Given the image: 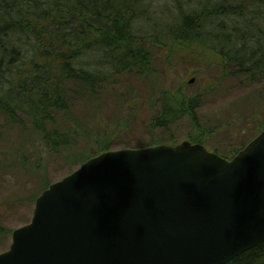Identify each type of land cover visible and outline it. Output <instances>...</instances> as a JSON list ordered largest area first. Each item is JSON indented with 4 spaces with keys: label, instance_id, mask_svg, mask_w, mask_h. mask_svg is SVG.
I'll return each mask as SVG.
<instances>
[{
    "label": "trees",
    "instance_id": "obj_1",
    "mask_svg": "<svg viewBox=\"0 0 264 264\" xmlns=\"http://www.w3.org/2000/svg\"><path fill=\"white\" fill-rule=\"evenodd\" d=\"M156 57L172 74L192 64L185 75L200 81L197 89L188 91L186 78L166 89ZM210 70L213 77L201 81ZM125 76L150 89L142 107L149 134L189 117L185 139L205 146L213 130L197 115L217 85L232 76L262 85L264 97V0H0V119L26 133L28 146L14 151L19 162L71 151L77 137L88 136L72 117V93L97 99L103 85ZM124 122L98 123L69 157L81 163L110 150ZM263 129L259 123L256 132ZM173 141L170 135L148 145ZM241 148L214 151L230 159ZM224 264H264V242Z\"/></svg>",
    "mask_w": 264,
    "mask_h": 264
},
{
    "label": "water",
    "instance_id": "obj_2",
    "mask_svg": "<svg viewBox=\"0 0 264 264\" xmlns=\"http://www.w3.org/2000/svg\"><path fill=\"white\" fill-rule=\"evenodd\" d=\"M34 200L0 264H224L264 242V130L229 160L187 140L105 151Z\"/></svg>",
    "mask_w": 264,
    "mask_h": 264
},
{
    "label": "rangeland",
    "instance_id": "obj_3",
    "mask_svg": "<svg viewBox=\"0 0 264 264\" xmlns=\"http://www.w3.org/2000/svg\"><path fill=\"white\" fill-rule=\"evenodd\" d=\"M140 27L146 28L144 24ZM154 64L166 89H173L183 78L187 82L194 78L191 84L187 83L190 92L200 84L193 75H185L189 68H194L192 64L182 65L175 74L165 70L160 57H156ZM213 75L214 72L210 70L203 73L200 80ZM119 80L113 86L103 85L97 99L72 93L69 101L72 117L88 129V136L84 137L83 133L77 137L75 144L70 147L71 151L67 150L66 153L44 155L42 159L30 154L28 162H19L14 151L20 152V148L28 144L26 133L8 124L2 127L1 124L5 122L0 119V253L8 248L11 232L29 222L34 198L50 183L79 167L80 160L69 156L88 143L92 136L89 134L94 132L98 123L104 121L112 126L125 120L121 128L117 125L119 130L112 136L111 150L144 147L152 144L153 139L163 141L170 135L173 136V142H181L185 134L192 130L189 117H183L172 123L170 130L158 129L149 134L144 123L146 114L142 112V107L144 110L147 107L145 101L150 94L148 85L135 76H125ZM216 87L213 96L207 98L197 115L201 126L213 130L205 146L221 152L229 147L241 148L259 133L256 132L258 124L264 122V97L260 94L263 87L243 85L232 76ZM79 89L78 85L71 86L73 92ZM135 104H139L138 108L134 107Z\"/></svg>",
    "mask_w": 264,
    "mask_h": 264
},
{
    "label": "flooded vegetation",
    "instance_id": "obj_4",
    "mask_svg": "<svg viewBox=\"0 0 264 264\" xmlns=\"http://www.w3.org/2000/svg\"><path fill=\"white\" fill-rule=\"evenodd\" d=\"M223 153V152H222ZM227 155V154H226Z\"/></svg>",
    "mask_w": 264,
    "mask_h": 264
}]
</instances>
